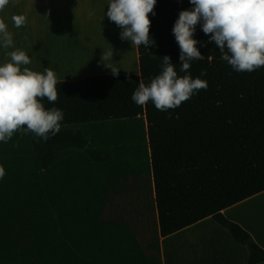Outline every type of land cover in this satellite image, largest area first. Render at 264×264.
Returning a JSON list of instances; mask_svg holds the SVG:
<instances>
[{
	"label": "crops",
	"instance_id": "obj_1",
	"mask_svg": "<svg viewBox=\"0 0 264 264\" xmlns=\"http://www.w3.org/2000/svg\"><path fill=\"white\" fill-rule=\"evenodd\" d=\"M107 6L108 0H94L102 49L112 47L115 52L119 27L104 15ZM90 13L91 0H8L0 9V20L7 24L14 43L0 47V65L6 52L18 48L31 60L26 67L37 72L50 67L57 81L111 73L103 63H95ZM13 16H23V26L17 28ZM123 41L119 39V47L124 49ZM131 51L113 61L119 74L139 73L137 47L131 46ZM144 118L61 126L83 133L88 145L67 147L45 169L38 164L27 132H14L13 160L5 161L0 143V166L5 171L0 178V222L45 223L43 229L50 237L66 238L67 252L95 254L88 264H247V248L212 217L160 235L151 163L144 176L134 137ZM115 127L126 130L125 139L120 133L122 156L113 150ZM221 213L264 249V190Z\"/></svg>",
	"mask_w": 264,
	"mask_h": 264
},
{
	"label": "trees",
	"instance_id": "obj_2",
	"mask_svg": "<svg viewBox=\"0 0 264 264\" xmlns=\"http://www.w3.org/2000/svg\"><path fill=\"white\" fill-rule=\"evenodd\" d=\"M190 8L189 0H157L155 15L149 13L155 44L149 50L137 47L138 74L57 81V101L44 98L42 103L46 110L63 111L61 126L144 116L160 235L212 217L247 248V264H257L264 262V249L221 211L264 190V67L235 71L197 25L193 38L200 42L196 47L204 59L192 61L189 72L193 78L206 72L200 78L207 89L167 111L157 110L151 101L139 106L131 99L141 80L147 84L160 73L165 55L178 76L185 75L172 29L180 11ZM21 130L27 132L43 169L67 147L88 145L80 131L61 128L45 141L26 126Z\"/></svg>",
	"mask_w": 264,
	"mask_h": 264
},
{
	"label": "clouds",
	"instance_id": "obj_3",
	"mask_svg": "<svg viewBox=\"0 0 264 264\" xmlns=\"http://www.w3.org/2000/svg\"><path fill=\"white\" fill-rule=\"evenodd\" d=\"M157 0H108L104 14L121 29L120 38L130 41L132 46H149L155 41L150 37L149 13L155 15ZM192 8L182 10L175 21L172 32L180 48V71L167 55L162 57L161 71L151 77L149 83L141 80L131 99L139 106L149 101L159 111L179 107L208 84L200 76L193 78L189 72L192 61L204 56L196 47L194 39L197 25L208 43H214L226 61L237 72H252L264 67V0H189ZM8 0H0L3 9ZM91 15V13H90ZM14 25L23 26V16L12 17ZM13 35L7 24L0 20V47L13 46ZM6 60L0 65V141L7 143L16 131L25 128L37 137L47 141L60 132L64 113L56 107L45 109L42 101L49 103L58 99L57 76L52 68L37 72L26 67L31 63L29 56L21 49L5 53ZM155 56V55H154ZM113 49L102 51L101 61L118 76L120 69L112 60ZM159 57V56H155ZM161 58V57H160ZM110 63H106L109 62ZM129 78V83H131ZM5 174L0 166V178Z\"/></svg>",
	"mask_w": 264,
	"mask_h": 264
},
{
	"label": "rangeland",
	"instance_id": "obj_4",
	"mask_svg": "<svg viewBox=\"0 0 264 264\" xmlns=\"http://www.w3.org/2000/svg\"><path fill=\"white\" fill-rule=\"evenodd\" d=\"M36 225L42 229L34 228ZM44 225L0 222V264H88V258L95 256L67 252L66 238L50 237Z\"/></svg>",
	"mask_w": 264,
	"mask_h": 264
},
{
	"label": "bare ground",
	"instance_id": "obj_5",
	"mask_svg": "<svg viewBox=\"0 0 264 264\" xmlns=\"http://www.w3.org/2000/svg\"><path fill=\"white\" fill-rule=\"evenodd\" d=\"M90 19H91V25H90V35H91V47H92V51H93V55H94V59H95V63L96 65L98 64H102L103 62L101 61L100 57L102 54V44L100 41V35L98 32V26L96 24V12L94 10V0H91V15H90ZM119 29V33L121 32V29ZM119 39H120V34L117 35L116 34V40H115V45H114V49L115 52H113V61H117L119 58L123 57L124 53L129 52L131 53V42L130 41H126L124 42V49L121 47H119ZM125 43H126V51H125ZM125 51V52H124ZM97 69V68H96ZM143 118V117H141ZM144 122H140L139 124L136 125V142H137V148H138V158L140 161V165H141V170L144 174V176L147 175V169H148V163L150 162V153H149V147H148V138H147V126H146V119H143ZM111 130V129H110ZM111 131H113L114 133H117V140L114 141L113 143V150L115 152V155H121L122 151H124V146L121 145V141L123 139L126 138L127 135L124 134L125 129L122 128H113ZM109 131V132H111ZM120 132L123 133V139L120 138ZM15 136L13 135L12 138L7 142H2L0 141L1 144H3L4 146V156H5V161L7 160H13V154L16 153V148L14 147L15 144ZM19 140V139H18ZM21 141V140H19ZM106 141V149L109 152L111 143L109 140V136H106L105 138ZM134 141V138H133ZM122 156V155H121Z\"/></svg>",
	"mask_w": 264,
	"mask_h": 264
}]
</instances>
